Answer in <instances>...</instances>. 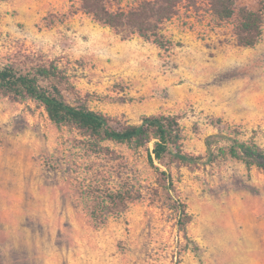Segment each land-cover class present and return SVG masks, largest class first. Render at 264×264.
I'll return each instance as SVG.
<instances>
[{
    "label": "rangeland",
    "instance_id": "374dc122",
    "mask_svg": "<svg viewBox=\"0 0 264 264\" xmlns=\"http://www.w3.org/2000/svg\"><path fill=\"white\" fill-rule=\"evenodd\" d=\"M19 1L32 0H0V66L55 61L91 108L131 123L180 115L195 155L218 131L264 148V34L246 49L232 23L183 8L164 26L176 44L167 53L78 13L79 0ZM172 175L192 216L187 236L146 148L97 143L32 100L0 95V264H264L263 168L229 158ZM111 191L128 198L112 202Z\"/></svg>",
    "mask_w": 264,
    "mask_h": 264
},
{
    "label": "trees",
    "instance_id": "16d2710c",
    "mask_svg": "<svg viewBox=\"0 0 264 264\" xmlns=\"http://www.w3.org/2000/svg\"><path fill=\"white\" fill-rule=\"evenodd\" d=\"M239 1L133 0L126 5L118 1L114 7L108 0H79V10L112 28L124 40L137 35L167 53L176 44L165 34V24L180 16L183 8L204 10L221 22L232 23L237 44L252 48L263 39L264 0H259L257 9ZM68 90L72 97L67 95ZM0 95L8 96L15 102L32 100L44 107L57 127L76 128L97 143L114 141L134 150L146 148L148 160L161 186L174 195L173 200L182 219L179 228L185 236L192 216L175 185L173 166L209 165L232 158L242 162L248 171L255 167L264 169V148L253 139H242L218 131L207 137L206 154L195 155L185 150L180 115H145L140 122L131 123L91 108L87 98L77 92L68 74L55 61L48 64L40 62L26 70L13 64L1 65ZM106 196L115 203L128 198L124 191H111Z\"/></svg>",
    "mask_w": 264,
    "mask_h": 264
},
{
    "label": "crops",
    "instance_id": "0c3cea01",
    "mask_svg": "<svg viewBox=\"0 0 264 264\" xmlns=\"http://www.w3.org/2000/svg\"><path fill=\"white\" fill-rule=\"evenodd\" d=\"M33 4H36V5H45V2L44 1H40V2H35V0H32V1H26V2H18L17 3V5H20V7H23V6H26V5H33ZM79 12H81V13H83L82 11H80V10H78V13ZM84 14V13H83ZM76 15V14H75ZM85 15H87V14H85ZM89 16V15H88ZM139 42H143L144 44H147V41H145L143 38H140V39H137ZM243 47V46H242ZM256 47V46H255ZM255 47H244V48H246V49H253V48H255ZM143 49V48H142ZM135 51V54H138V53H140V49H135L134 50ZM257 92V91H256ZM255 92V94L257 95L258 93H256ZM249 95H251V96H253L254 95V93H248V92H246V94L244 95V97H243V101H248V99H249ZM247 96H248V98H247ZM250 96V97H251Z\"/></svg>",
    "mask_w": 264,
    "mask_h": 264
}]
</instances>
